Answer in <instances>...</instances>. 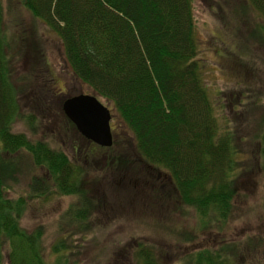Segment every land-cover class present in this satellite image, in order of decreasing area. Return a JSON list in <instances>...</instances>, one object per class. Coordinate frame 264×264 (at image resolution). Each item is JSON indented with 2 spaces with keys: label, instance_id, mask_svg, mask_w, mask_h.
Segmentation results:
<instances>
[{
  "label": "trees",
  "instance_id": "trees-1",
  "mask_svg": "<svg viewBox=\"0 0 264 264\" xmlns=\"http://www.w3.org/2000/svg\"><path fill=\"white\" fill-rule=\"evenodd\" d=\"M245 1L248 4L242 6L257 11L263 19L254 33L264 39V0ZM18 4L59 36L72 72L110 103L122 134L113 127V146H121L117 151L86 139L64 113L67 96L54 85L44 88L43 83H36L38 91L28 92L31 101L24 104L29 109L21 106L18 97L25 93L23 85L11 78L8 54L12 43L0 0V264H78L71 259L74 248L65 239L53 247L56 260L47 259L43 227L28 231L21 225L29 199L8 197L10 184L6 182L15 179L26 154L34 166L45 170L32 178L30 198H49L53 188L60 195H76L77 201L69 205L59 225L61 229L64 224L76 226L79 234L92 228L89 215L95 206L83 187L86 166L52 148L44 138H34L46 117L53 116L51 111H58L62 118L74 154L86 162L89 154L105 157L111 175L127 176L124 183L129 190L141 178L136 169L140 164L172 182L182 201L195 208L205 225L225 222L234 208L236 156L241 150L233 131L222 130L201 76L193 0H18ZM39 40L32 47L38 52L37 60L46 66ZM18 121L30 129V135L15 131ZM259 140L264 156V132ZM233 249L232 245L202 249L190 255V261L235 264ZM134 258L135 264H161L145 245Z\"/></svg>",
  "mask_w": 264,
  "mask_h": 264
},
{
  "label": "rangeland",
  "instance_id": "rangeland-1",
  "mask_svg": "<svg viewBox=\"0 0 264 264\" xmlns=\"http://www.w3.org/2000/svg\"><path fill=\"white\" fill-rule=\"evenodd\" d=\"M3 4L4 26L12 43L8 54L11 78L23 85L25 93L18 97L21 106L29 109V104H24L31 101L29 93L38 91L36 83H43L44 88L54 85L67 97L91 93L68 65L59 36L22 8L18 0H3ZM246 4L245 0H193L192 4L201 76L222 130L233 131L241 150L236 156L230 217L206 226L195 208L182 201L172 182L140 164L136 169L141 178L135 189L129 190L124 183L127 176L111 175L112 168L108 169L105 157L89 154L86 162L74 154L73 141L62 118L58 111H51L53 116L46 117L34 138H44L52 148L78 158L79 164L86 166L83 187L95 208L90 210V231L79 234L76 226L67 224L61 229L60 218L77 196L60 195L53 188L49 198L31 199L28 194H32V178L45 174V170L34 166L28 154L21 158L23 164L15 172L16 180L6 182L10 184L7 194L29 199L21 225L28 231L43 227L47 259L56 260L53 247L65 239L74 248L71 259L78 264H135L134 255L141 245L151 247L161 264H191L190 255L195 251L222 245L234 246L235 264H264V156L259 143L264 132V39L254 33L263 19L257 11L244 7ZM38 37L47 57L46 66L37 60L38 52L32 47ZM99 99L111 108L104 98ZM113 127L115 133L122 134L120 123L114 119ZM14 129L31 134L19 121ZM120 147L106 148L117 151ZM7 252L6 247L2 249L4 263Z\"/></svg>",
  "mask_w": 264,
  "mask_h": 264
},
{
  "label": "water",
  "instance_id": "water-1",
  "mask_svg": "<svg viewBox=\"0 0 264 264\" xmlns=\"http://www.w3.org/2000/svg\"><path fill=\"white\" fill-rule=\"evenodd\" d=\"M63 111L88 140L111 147L114 143L112 110L95 93H79L66 97Z\"/></svg>",
  "mask_w": 264,
  "mask_h": 264
}]
</instances>
